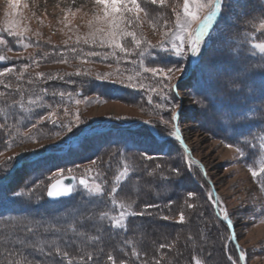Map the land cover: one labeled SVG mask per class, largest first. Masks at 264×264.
I'll return each mask as SVG.
<instances>
[{"label": "rangeland", "instance_id": "374dc122", "mask_svg": "<svg viewBox=\"0 0 264 264\" xmlns=\"http://www.w3.org/2000/svg\"><path fill=\"white\" fill-rule=\"evenodd\" d=\"M141 1H144V4L146 3V5L140 3L145 11L128 14L133 16L138 15L140 17V19L136 21L137 26L128 27V30L137 32L138 38L144 42L142 43L143 46L145 45L148 47L149 45H158L165 39L164 34L168 33L170 28L175 27V13L173 12V7L178 6V10L182 12L183 0H166L164 5H160L159 3L153 5L151 0ZM258 2L264 6V0H258ZM13 3H15V7H12ZM222 3V10L224 11L222 20L216 28L217 31L215 30L216 33L214 32L215 34L212 40H209L208 45L211 41L214 42L215 39L220 41L223 38L222 42L229 41L226 37L234 34L235 31L239 34L245 33L246 38L250 41L249 47L251 50L255 53L264 55V52L255 48L256 44L264 43V41L256 40L257 32L263 30L259 27L262 19H260L259 15L255 14V12L257 13V11L254 10L256 9V4L253 2L251 3L250 0H222ZM248 4L250 5L246 6ZM192 7L195 9V5H192ZM207 11L206 8L202 9L199 12V15L203 17ZM100 12H102V9L97 6L95 0H18V2L17 0H11V3L10 0H0V34L5 38V43L0 44V55L9 58L5 65L3 62L6 60H0V70L9 67L10 65L8 63L12 64L10 68L13 69L12 72L6 73L3 77H0V81H2V83H0V91L6 90V88L17 89L21 87L20 82L22 83L23 79L24 85L27 84L30 94H43L41 93V88L43 86H40V82L44 83V81L60 80V83L64 85V83L69 84L74 81L71 79L70 82L66 80V77L69 78L74 76L75 78H88L87 81H90L88 82V86H91L93 82H102L104 84L105 82H108L110 83V86L119 85L126 88L128 87L127 89L130 90L133 97L138 96L135 100L143 101H139L142 105H137L130 99L110 100L92 95L91 93L80 95V92L77 96L72 90L67 92L59 90L56 92L53 91V89H50L47 93L53 94L55 92L60 99H56L55 96H52L53 99H49L56 100L57 104L52 105L48 112L46 111L41 115H38L34 112L37 106L28 105L32 106L29 115H23L18 121L23 128L27 129L20 130L16 128L15 133L10 132L13 134V137H15L16 142L9 144L8 146H0V175H8L9 170L12 169L15 162L21 159V155L34 157L37 154L33 152L34 150L37 152H44V150H47L49 152L48 154L41 155L42 158L34 160V164H32V162H27L30 163L31 166H35L33 167L35 169L31 174L23 175V179H25L23 181H25V183L20 184L11 190L13 194L18 192L23 193L22 196L13 195V198L26 199V203L33 202L30 206L36 208L34 211H36L38 215L45 212V202L42 201V195L46 189L43 190L41 179L39 180L40 176H43L46 182L69 174L77 177L81 176L91 187L99 185L103 189V195L101 196L103 200L110 202L115 200L112 190H110V188L107 189L101 179L102 171L100 167H98L100 164L99 162L95 161L96 163H92L89 161L88 163L80 164L75 168L73 167V164L79 160L81 155L86 152L89 153V150L98 148L105 141L107 142L108 139L105 140L103 137L95 138L96 140L91 141L92 145H90V148L84 150V148L80 146L83 139L71 143L70 146L69 142H66V140L68 141L72 138V136H68L71 134L69 131L70 129L73 130L75 127L82 125L79 131L84 129L86 132H90L95 129V127H93V125L90 126V124L98 120L101 121L99 123L101 126L98 128H102V126L105 128L110 125H117V123L122 124L123 122H126L131 126H138L137 124L140 123L141 120H144L151 124H155L160 131L164 133H167L166 131L170 129L169 112L175 106L173 97L170 96L169 90H164V92L161 93L159 90L158 77L153 76L150 72L144 71V68H150L152 66L143 64V67H141V62L134 58V56H130L133 55L134 51L142 45L137 47L130 37L126 38L124 44L130 49V51L127 55L123 52V55L120 56L119 49H113L106 45L101 46L98 41L96 44H92L91 42L88 44L84 43L85 39H89V33L92 31L89 21L96 23L94 17ZM246 15L250 18L247 25L244 24V22H240L242 19H245ZM126 18L127 17L125 16V19ZM238 22L247 27L243 26V29L238 27ZM9 26H13V31L23 33L22 44L18 43L19 37H13L7 34L6 29ZM98 26L104 27L105 29L109 27L108 25ZM196 26V22H193L192 28L195 29ZM121 27H125V25L121 23ZM78 37L79 41L77 40ZM171 40L172 38L169 35V42L164 45L165 48L171 47ZM65 41H67V44H65ZM25 44L28 46H23ZM52 48L55 49V51L52 50ZM72 48H76V52H73ZM150 49L155 50L154 60L159 63L166 59L175 58V65H173V67L182 66V74L185 69L190 66L192 68L195 66V62L200 53L192 55L187 52V49H185V55L181 58L176 57L171 52H162L158 47ZM56 50H67V55L69 57L63 54L64 59L59 61L63 57L61 54L57 53ZM41 53H44L47 56L48 62L45 60H39ZM89 53H98L99 55H89ZM24 56L29 59L28 62L25 63L28 64V68L25 72L21 73V68L23 67L21 60ZM149 57L153 56L151 54L145 55V58L149 59ZM67 58H69V62L66 60ZM209 59L211 60L207 62V65L209 63H214V57H209ZM119 60H121L122 65L127 64L128 67L119 66ZM135 60H137V62ZM142 60H144V57ZM156 68H160V66H156ZM77 72L81 74L76 75ZM201 72L202 70L200 69V73ZM222 72L221 69L216 70L212 67L209 68V73L213 80L217 74H219L220 77L222 76L224 82L237 78V76L240 75L229 73L227 76H224L221 75L223 74ZM36 73H44V79L42 80V78L37 77ZM137 73H139V75H137ZM104 74H108L105 79L101 80L97 78ZM182 74L175 73L171 82L182 76ZM17 76H20L21 78L17 80ZM48 76L53 78L49 80ZM61 76L65 79L61 80ZM129 76L133 78L131 81L128 80ZM37 79L41 80L39 81ZM187 80L181 82L176 87V92L179 96L178 99L181 101L183 108L182 118L178 122L180 134L190 147L193 155L205 165V168L213 181L216 193L219 196V206L224 208L234 221V233L239 246L241 245L243 248H241V250L245 254L246 259L244 260L246 264H264V199L260 192V186L257 184L255 176L252 175L253 170L241 161L236 148L210 136L201 128L199 121L205 123L208 122L212 113L201 111L200 114H198L200 109L199 106L201 105L194 97V94L191 93L190 90L192 86ZM118 81H123V83ZM130 84L134 86H129ZM6 85L8 87H5ZM141 85H143L142 88ZM152 88H157V91L152 92L150 90ZM61 92L65 94L63 98L59 96ZM164 96H167L168 99L165 100L163 98ZM77 101H79V103H77ZM48 105L49 103H46V108ZM66 109L67 112L65 111ZM49 113L52 114L51 117H49ZM77 114L79 115L80 123H76L75 118ZM42 117L44 119H41ZM163 121H169V123L164 124ZM32 122L33 124H36L35 128H33V125L31 126ZM210 125L213 128L216 127L215 123H210ZM15 127L16 126L14 125L13 128ZM64 136L68 137H66L65 143H61L58 139L63 138ZM6 139L7 138L4 137V140ZM167 140L168 139L165 141L158 140L160 143H163L160 145L161 149L167 150L165 148H169V145L166 143ZM50 152L56 153L55 158H53V163L49 162L52 158L48 159L52 154ZM175 152L173 154H180V156L178 155L179 161L183 162V164L188 168H192L194 171V166L189 163L183 154H181V151ZM15 156L16 159L14 158L8 164H4L7 157ZM144 160L145 159L142 157H137L136 159V161L142 163L141 165L143 169L147 172L148 167L143 164L145 162ZM104 162L101 163H104L103 166L106 167L109 163V159L106 158ZM36 163L37 165H35ZM126 163L129 165L128 162ZM49 164L54 166V168L49 169ZM130 169L131 167L129 166V171ZM177 169L180 170L179 167H177ZM181 170L183 171V168ZM28 171L29 170H27V172ZM122 171L123 167L118 169L116 171V177ZM170 171L172 172V170ZM21 172L16 171V173L8 178V182L14 179L17 173L20 174ZM152 172L154 178L158 172H156L155 169H153ZM172 173V177H176V174L174 172ZM116 177L114 185L119 186L118 184L123 179L117 182ZM34 179H38V182L30 187H28V185L24 187V184L28 181L31 183ZM193 182L194 185L198 186V180L195 176L193 177ZM156 187L146 185V189H144L148 194H150V192L153 193L154 190H157L159 194H166L170 190L173 191L178 188L173 181L169 185L159 184ZM189 187L193 188V186H188V188ZM84 190L86 189L83 185L80 186L76 184L72 196L74 197L72 202H74V199L77 201V195L80 196L81 193H85ZM4 191L5 190L0 189V199L5 198V195H3ZM192 193L194 194L192 197L184 195V201H181L179 210L172 213L170 217L171 220L175 222L179 221V213L183 212L185 216L184 222H191V214L189 215V213H191L193 209L198 211V208L205 209L204 212L206 216L208 213L207 208L209 209V204L213 197L212 191L208 190V188L198 186L196 191H192ZM144 195L146 196V193H144ZM60 202L63 204L64 201L60 200L54 203H59L61 206ZM189 203L193 205V208L187 207V204ZM117 204H125V202L118 200ZM166 206H169V204ZM68 208H64L60 211L62 212L61 217L54 215L53 218H49L45 217L46 215L43 214L45 218L41 220L44 221L41 225H38L39 220L34 221L33 226L27 227L26 229L11 231L9 233L0 232V264H27L23 257L6 253L13 249H15L16 252L20 247H22V250L30 249L29 252L31 254H46L50 250V247L53 246V242L48 241L53 235L55 240L62 241L61 245H67L66 241L72 245L70 242H72V239L75 238L76 235L70 234L71 230H68L67 226L69 225H67V222L70 221L71 224H74L78 220L81 221V217H88L86 210L89 212V208L85 205L77 210H72L70 207ZM117 208L118 213L115 216H118L120 213V207L117 206ZM17 219L20 218L18 217ZM202 219L204 220L205 218ZM85 221L86 226H93V222H91L92 220L86 219ZM15 224L19 225V223ZM43 226L46 228H43ZM55 227L60 231L54 229ZM219 227L220 226L213 225L216 236H219V234H217ZM29 228L33 229L31 233L27 231ZM220 228L223 229V227ZM206 229L209 230L207 227ZM176 230L177 232L179 231V238L186 239L188 236L192 235V231H190V233L187 230L181 231L180 226L175 229V231ZM77 231H83V228H77ZM65 237H68V239H64ZM3 238H6L8 242L4 243ZM197 239L198 238L196 237V240ZM17 241H23V243H17ZM224 242L225 240L222 236L219 241H210L209 245H212V247L215 248L213 250L217 253L215 259L219 263H222V258L224 260L223 253L226 252L227 256L225 259L231 264L228 260V256H232L233 260H236V258L232 254L231 249L225 250L224 252L220 251V246L222 248L223 245H228V241ZM33 244L39 245L44 250L41 252L29 246ZM46 258L47 261H45L44 264H62L59 262V259H53L47 255ZM168 264L170 263L168 262Z\"/></svg>", "mask_w": 264, "mask_h": 264}, {"label": "trees", "instance_id": "16d2710c", "mask_svg": "<svg viewBox=\"0 0 264 264\" xmlns=\"http://www.w3.org/2000/svg\"><path fill=\"white\" fill-rule=\"evenodd\" d=\"M250 1L251 3L253 2L256 4V9L254 10H256L257 13L254 11L255 14L259 15L260 19L264 21V6L259 4L258 0ZM139 3L146 5V3L144 4V1L142 2L141 0ZM249 5L250 4L246 6ZM223 13L224 11L221 9L218 20L209 30L208 35H206L204 38L201 46L202 49L198 55V59L195 62L194 69L187 78V81L192 86L190 91L192 94H194L196 100L203 101V103H200L201 106H199L200 109L198 114H200L201 111H206L205 113H212L208 122L205 123L199 121V125L210 136H213L228 145H232L237 151L239 149L238 153L241 161L247 167L257 173L255 179L257 184L260 186V192L263 195L262 198L264 199V173L261 172L262 162H264V147H261V145L264 144V55L255 53L251 50L249 47L250 41L248 38H246L245 33L239 34L235 31L234 34L228 35L226 37V39H229V41L222 42L223 38L220 41L215 39L214 42L211 41L208 45L209 40H212L214 34L217 31L216 28L222 20ZM248 20H250V18L248 15H246L245 19H242L240 22H244V24L247 25ZM243 26L245 25H242L238 22V27L243 29ZM262 31H264V29ZM262 31L257 32L256 40L264 41V32ZM140 48H137L133 55L130 56H134V58L140 62L143 61L144 64L152 67L160 66L165 68L169 66L173 67V65H175V58L163 60L161 63L154 60L155 50L150 49L154 47L142 45ZM52 50L55 51L53 48ZM141 52H143L145 55L151 54L153 57H149V59H147L145 58V55H140ZM57 53L61 54L63 57V54L67 55V50H59ZM119 53L120 56L123 55V52L120 50ZM143 57L144 60H142ZM209 57H214L215 65L214 63H209L207 65V62L211 60ZM63 59L64 57L59 61ZM28 60V57L24 56L21 62L24 65L26 62H28ZM39 60H45L48 62L47 56L44 53H41ZM66 60L68 62L70 61L69 58ZM137 60L135 61L137 62ZM7 62L8 61L6 60L3 62V64L5 65ZM8 64L10 66L12 65L11 63ZM118 64L122 67L127 66V64L122 65L121 60H119ZM10 66L6 68H10ZM210 67L216 70L221 69L223 71V74L221 75L224 76H227L229 73H236L237 75H240L237 76V78L224 82L222 80V76L220 77V75L217 74V78L215 77L213 80L209 73ZM4 69L5 68H2L0 71H3ZM200 69L202 70L201 73ZM187 73L188 68L185 69L182 76L176 78L172 83L175 84L179 82L181 78L186 76ZM66 78L68 81L71 79L74 80L73 83L70 81L71 83H64V85H62L60 80L44 81V83L40 82V86H43L41 89H46L47 91L53 89V91L56 92L59 90L63 92L72 90L77 96L79 95V92L80 95H83L84 93H91L92 95L110 100L130 99L133 100L137 105H142L140 102L143 101L135 100L138 96L133 97V94L129 89H127L128 87L126 88L119 85L110 86V83L108 82H105V84L102 82H93L91 86H88V82H90L89 80L87 81L88 78H75L74 76ZM43 79L44 77L42 80ZM20 84L21 87L17 89L6 88V90L2 91L11 94L9 99L10 103L12 99L21 100L19 90H22L23 103L26 107L31 108L32 106H28V100L35 99L38 93L34 95L30 94L27 84L24 85L23 79L22 83L20 82ZM169 93L175 101L174 108L169 112L170 120L172 112L176 111L179 105V99L176 89L170 90ZM39 95L42 96V99L38 102V104H40L34 111L38 115H41L46 111L48 112L52 105L57 104L56 100H49L53 99L52 96H55L56 99H60L57 96V93L53 95L46 92V94L43 93ZM206 96L212 99L211 105H209L208 100L205 99ZM46 103H49L47 108ZM0 108H5L3 97H0ZM182 112L183 108L181 107L180 118H182ZM23 115L28 116L29 112L26 113V111L20 109L18 105H14L7 117L8 127L4 128V130L1 129L0 131V146L9 145L16 142L13 134L10 133H15L16 128L20 130L27 129L23 128L18 123ZM4 122L5 120L3 118V114H0V123ZM210 123H215L216 127H211ZM14 125L16 126L15 128H13ZM32 125L33 122L31 123V126ZM151 125L155 128L156 132L160 136L170 135V132L174 130V123L171 120L170 129L166 131L167 133L160 131V129L155 124L152 123ZM81 126L82 125L77 126L73 130L70 129L69 131L71 134L68 136L75 135ZM68 136H64L58 140L61 143H65V139ZM4 137L7 138V141L4 140ZM100 137H103L105 140L108 139V141H105L96 149L89 150V153L86 152L81 155L79 160L73 164V167L75 168L76 166L88 163L89 161L99 162L100 164L98 167H100L102 171L101 179L103 180L104 185H106L107 189L110 188V190H112L113 187L117 188V192L114 194L115 201L121 200V202H125V205L130 204L132 207L128 208L129 212H142L143 215L127 216L125 220L126 230L124 228L113 229L109 227L110 222L106 219L103 221L102 233H97L95 231V227L98 226V224L94 220L91 221L93 222V226H86V221H84L83 225L81 226L80 220L76 221L74 223V225H76V229L83 228V231L86 232L88 236L102 234V240L96 243H92L86 239L80 238L73 231H70V234L76 235V237L72 239V242H70L72 245L74 244L73 246L67 241V245H61L62 241L55 240L54 235L48 241L54 242L55 246H60L62 249L69 251L71 256L77 258L84 252L92 253L94 255V261L92 264H112V262L107 260V256L109 254L114 256L115 264H120V261H124V264H156L157 261H159L160 264H168V262L170 264H195L196 259H199L201 264H230L228 261H226L225 257L227 254L224 252L225 250L230 249L238 264H240L238 259L239 255L235 245L232 240H228V237L230 236L229 228L224 221L218 218L216 211L213 208L212 200L209 204V209L207 208L208 215L206 214V216L204 212L205 209L203 210V208H198V211L193 209V211L189 213V215L191 214V222L188 221L187 223H180L179 221L175 222L171 220L170 217L172 213L179 210L181 201H184L185 196L188 195L189 192L192 193V191H196L198 186L211 190V184L205 179L202 171L199 168L194 166V172L192 168H188L185 164H183V162L179 161L178 155L180 156V154H173L175 151H181V154L185 156L184 149L177 140L168 139L166 143L169 145V148L167 147L166 152H164V150L160 147V145L163 143H160L157 138L149 131L148 127L143 124L136 129L121 128L117 130L111 129L102 133H93L91 136L85 137L82 140L80 146L83 147L84 150H88L90 145H92L91 141ZM240 152H243L244 155H240ZM55 155L56 154H51L48 157V159L52 158V160L49 161L50 163H53V158H55ZM146 156L152 157V159H146ZM137 157H142L145 159L144 161L146 163L144 162L143 164L147 165V172L143 169L141 165L142 163L136 161ZM14 158L16 159V156ZM106 158L109 159V163L106 167H104L103 164L105 163L104 160ZM126 162H128L129 166L131 167L129 174L118 184L119 186H116L114 185L116 171L121 169L123 164ZM32 164H34V162H32ZM35 165H37V163ZM157 165H160V167L157 168ZM50 166L51 164H49V169L54 168V166ZM33 167L35 166H31L30 163H25L18 170L19 172L22 171L20 174L17 173L16 177L10 182L0 185V189L5 190L3 193L5 198L0 199V232L9 233L11 231L26 229L27 227H32L34 221L39 220L40 221L38 225H41L44 223V221H41L43 218H53L54 215L61 217L62 212L60 211L68 207H70L72 210H77L81 207H84L85 205L89 208V212L86 210L88 216L90 214L98 216L100 212H108L110 216L117 215L118 204L114 205L110 201H105L101 198V196L98 198H92L87 194L86 190H84L85 193H81L80 196L77 195V201L74 199V202H72L74 197L62 200L64 202L63 204L60 202L61 206L59 203L48 202L45 198L44 192L42 195V201L45 202V212H43L41 215H38V213L34 211L36 208L30 206L33 202L26 203V199L13 198L14 194L11 191L16 186L25 183V181H23L25 180L23 177L26 174H31V172H33L35 169ZM177 167L180 168L179 172L181 175H179V177H172L173 173L170 170ZM182 168L183 171L181 170ZM153 169L158 172L154 178L152 176ZM27 170L29 171L27 172ZM3 175L4 174H1L0 177ZM194 176L198 180V186L194 185ZM42 177L43 176H40L39 180L41 179L43 190H45L46 186L51 181L46 182L44 177ZM209 177L211 179L210 175ZM172 181L175 182L178 188L173 191L170 190L166 194H159L157 190H154L153 193L150 192V194L145 192L146 185L150 187H156L159 184L169 185L172 183ZM37 182L38 179L32 180L31 183L28 181L26 184H24V187L27 185L30 187ZM188 186H193V188H188ZM144 193H146V196ZM168 204L169 206H166ZM146 205H150V207L146 208ZM43 214L46 216L44 217ZM18 217L20 219H17ZM164 217H168V219H164ZM202 218H205L206 220H203ZM229 220L231 221L233 227H235L234 221L230 216ZM15 223H19V225H16ZM203 223L207 224L208 226ZM67 225H73V223L71 224V222L68 221ZM213 225L223 227V229L220 227L218 229L217 234H219V236H216ZM179 226L181 231L187 230L189 233L192 231V239H189L190 236H188L186 239L179 238V231H175V229H177ZM44 227L45 226H43V228ZM56 227L54 229H57ZM206 227L209 230H207ZM222 236L224 237L225 242L228 241V245L226 248L225 245H223L222 248L220 246V251L224 252L223 256L225 261L222 258V263H219L215 259L217 254L213 251L215 248L209 244L210 241H219L220 237L222 238ZM196 237L198 238L197 240ZM64 239H68V237H65ZM193 240L195 241V244L193 243ZM126 241H131L132 243L127 244L125 243ZM161 243L166 245L164 249L159 248ZM133 247H135L139 252L138 257L132 256ZM21 248L22 247H20L18 250L16 249V252L15 249H13L7 251L6 253L10 255H19L23 257L26 262L31 261L32 264H44V262L47 261L46 254H31L29 252L30 249L22 250ZM101 249L103 250L102 252L100 251ZM59 262L65 264V261L60 260Z\"/></svg>", "mask_w": 264, "mask_h": 264}, {"label": "snow or ice", "instance_id": "6c2138e0", "mask_svg": "<svg viewBox=\"0 0 264 264\" xmlns=\"http://www.w3.org/2000/svg\"><path fill=\"white\" fill-rule=\"evenodd\" d=\"M18 2V0H17ZM97 6H99L102 9V12L98 13L94 20L96 23H93L92 21H89V25L92 28V31L89 33V39H85L84 43H92L96 44L97 41L101 46H108L113 49H119L121 52H124L126 55L129 53L130 49H128L125 44L124 40L126 38H131L132 42L137 46L140 47L142 43H144L140 38H138L137 32L135 31H129L128 27H136V21L140 19L138 15H128L129 13H139L142 11H145L144 8L141 7L138 0H95ZM11 3V0H10ZM151 3L153 5L159 3L160 5H164L166 3V0H151ZM192 5H195V9L192 7ZM12 7H15V3L12 4ZM223 7L222 0H183L182 5V12L178 10L177 7H173V12L175 13V27L170 28L168 30V33H165V39L158 45H149V47H158L161 49L162 52H171L176 57H183L185 55V49H187L188 53H191L192 55H196L201 51V44L204 41V38L209 33V29L212 27V22L214 18L217 17V15L221 12V9ZM207 9L203 17L199 15V12L202 9ZM125 16L127 17L125 19ZM193 22H196L197 26L195 29L192 28ZM121 23L125 25V27H121ZM98 25H108L109 27L105 29L104 27H100ZM13 26H9L6 31L9 36L13 37H19L18 43H23V33L17 32L12 30ZM261 29H264V21H262L259 25ZM171 36V47L165 48L164 45L167 44L168 36ZM79 41V37L77 38ZM5 43V38L2 34H0V44ZM65 44H67V41H65ZM27 47L28 45H23ZM255 48L259 49L261 52H264V43H258L255 45ZM11 50V49H9ZM73 52H76V48H72ZM115 54V53H113ZM89 55H99L98 53H89ZM141 56L144 55L143 52L140 53ZM106 58V57H105ZM9 58L3 55H0V60H8ZM144 62L141 61V67H143ZM28 68V64H24L21 68V73L25 72ZM12 68H5L3 71H0V77H3L6 73L12 72ZM144 71L150 72L153 76L158 77L159 82V90L161 93L164 92V90H173L177 87V85L173 84L171 81L173 79V75L175 73H181L183 72L182 66L180 67H150V68H144ZM81 73L77 72L76 75H80ZM44 73H36V76L39 78L44 77ZM71 75V74H69ZM108 74H104L103 76H98V79H105ZM139 75V73H137ZM21 77L17 76V80H19ZM53 77L48 76V79L51 80ZM61 80L64 79L63 76L60 77ZM133 78L131 76L128 77V80L131 81ZM123 83V81H118ZM2 83V81H0ZM31 83V81H30ZM134 86V85H129ZM5 87H8L7 85ZM143 85H141V88ZM19 90V89H18ZM152 92H156L157 88L150 89ZM20 91L21 100L12 99L9 103L10 99V93H6L3 91H0V97L4 98L5 108H0V114H3V118L5 120L4 123H0V129H4L8 127L7 124V117L12 110L14 105H18L20 109L29 112L31 111L30 107H26L23 103V91ZM46 89H41V93L46 94ZM55 95V92L53 93ZM65 94L63 92L60 93L61 98H63ZM71 98V97H70ZM165 100L168 99L167 96L163 97ZM42 99L41 95H36L35 99H29L28 105H36L39 106L38 102ZM205 99L208 100L209 105L212 104V99L210 97H205ZM79 103V101H77ZM198 103H203V101H198ZM67 112V109L65 110ZM51 113H49V117H51ZM178 118V113L176 111H173L170 117L171 121H176ZM41 119H44L43 117ZM76 123H80L79 115L76 116ZM164 124L169 123V121H163ZM36 127V124H33V128ZM173 129L170 132V135L174 136L177 140L182 141V136L180 134V130L178 127L173 125ZM8 146V145H4ZM231 146V145H229ZM261 147H264V144L261 145ZM239 151V149H238ZM240 155H244L243 152H240ZM146 159H152V157H145ZM14 157H7L4 161V164H8L11 160H13ZM92 163H96L93 161ZM189 163H195L194 161L189 160ZM160 165H157V168H159ZM172 172L176 174L177 177H179L180 172L179 169L173 168ZM261 172L264 173V162H262ZM129 174V165L127 163L123 164V171L116 177L117 182L121 181L122 179L126 178V176ZM252 175L256 176L257 173L255 171H252ZM80 184L84 186V188L87 190V194L92 198H98L103 195V189L96 185L95 187H91L88 182L85 179L80 180ZM73 192V189L70 185L63 186L62 180H57L55 183H52L47 188V195L49 197H63L71 194ZM117 192V188H112V193L115 194ZM16 196H22L23 193H14ZM194 194L189 192L188 196L192 197ZM218 200V198H215ZM112 203L114 205L117 204V201L112 200ZM118 207H120L121 211L118 216H110L108 212H100L98 216H94L90 214L88 217H81L80 224L83 225L84 221L87 220H94L97 222L98 226L95 227V231L97 233H102L103 228V221L106 219L109 220V227L113 229L118 228H124L126 230V224L125 220L126 217L129 215H143V213H134L129 212L127 209L132 207V205L128 204H118ZM150 207V205L145 206ZM188 208H193L192 204H187ZM220 212L223 213V218L225 220H228L229 214L224 208L220 209ZM164 219H168V217H164ZM185 220V216L183 212L179 213V222L183 223ZM229 223H231L229 221ZM68 230H71L75 232L77 236H79L82 239H86L92 243H96L100 240H102V234L95 235V236H88L86 232L84 231H77L76 225H69ZM29 233L33 231V229L29 228L27 229ZM57 231H60L57 229ZM4 239V243H7V239ZM189 239H192L191 236ZM235 239L233 236H229L228 240L231 241ZM17 243H23V241H17ZM125 243L131 244V241H126ZM193 243L195 244V241L193 240ZM54 245V242H53ZM30 247H33L35 250L43 251L44 249L40 247L39 245H29ZM166 247L165 244L161 243L159 245L160 249H164ZM170 247V246H168ZM227 245H225V248ZM238 247V246H237ZM103 251L102 249L100 250ZM48 257H51L53 259H59L62 261H65V264H92L94 261V255L92 253L84 252L82 255H79V257H74L70 255V252L67 250L62 249L60 246H52L50 247V250L46 253ZM132 256L138 257L139 252L136 250L135 247L132 249ZM195 259V258H194ZM240 261H243L245 259V254L243 252H240V255L238 257ZM107 260L109 262H112V264H115V258L112 254H109L107 256ZM228 260L231 262V264H237L236 260H233L232 256H228ZM27 264H32L31 261L27 262ZM120 264H124V261H120ZM156 264H160L159 261L156 262ZM195 264H201V261L199 259L195 260Z\"/></svg>", "mask_w": 264, "mask_h": 264}, {"label": "water", "instance_id": "95a60500", "mask_svg": "<svg viewBox=\"0 0 264 264\" xmlns=\"http://www.w3.org/2000/svg\"><path fill=\"white\" fill-rule=\"evenodd\" d=\"M183 145H184L185 148H186V151H187V154H188L189 158H190L192 161L195 162V163H193V164L196 165V166H198V167H200V168L202 169L204 175H205L206 178H207V174H206V171H205V168H204V165L202 164V162H201L198 158H196L195 156L192 155V153L190 152V150H189V148L187 147V145L185 144V142H183ZM81 179H83V178L78 179L79 183H80V180H81ZM207 179H208V178H207ZM57 180H62V181H63V186H68V185H70L71 187H73V184H74V182H75V177L72 176V175L63 176V177H60V178H58V179H55V180L52 181L50 184L55 183ZM50 184H49V185H50ZM49 185H48V186H49ZM48 186H47V188H48ZM71 194H72V193H71ZM71 194H69V195H67V196H63V197H55V198H54V197H49V196L47 195V190H46V196H47V198H48L49 200H52V201H53V200H58V199H60V198H66V197H69ZM215 206H216V204H215ZM219 217H220L221 219H224V218H223L222 216H220V215H219ZM224 220H225V219H224ZM225 221H227V220H225ZM230 229H231V236L235 237L232 227H230ZM233 241H234V243H235L236 249L238 250V252H239V254H240V251H239L240 246H239V244H238V242H237L236 237H235V239H233ZM237 246H238V247H237ZM241 262H242V264H245V263H244V260L241 261Z\"/></svg>", "mask_w": 264, "mask_h": 264}, {"label": "bare ground", "instance_id": "6f19581e", "mask_svg": "<svg viewBox=\"0 0 264 264\" xmlns=\"http://www.w3.org/2000/svg\"><path fill=\"white\" fill-rule=\"evenodd\" d=\"M89 131V130H88Z\"/></svg>", "mask_w": 264, "mask_h": 264}]
</instances>
